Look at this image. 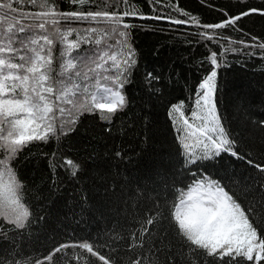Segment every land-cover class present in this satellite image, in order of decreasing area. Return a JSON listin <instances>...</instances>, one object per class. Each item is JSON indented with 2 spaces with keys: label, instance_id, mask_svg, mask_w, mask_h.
<instances>
[{
  "label": "snow or ice",
  "instance_id": "obj_1",
  "mask_svg": "<svg viewBox=\"0 0 264 264\" xmlns=\"http://www.w3.org/2000/svg\"><path fill=\"white\" fill-rule=\"evenodd\" d=\"M160 2L149 0L153 6ZM62 3H67L69 10H62ZM25 6L35 10H25ZM252 13L264 15V9L253 8L235 16L225 13V20L201 26L226 28ZM128 17L177 25L188 22L163 14L146 17L135 0H0V238L7 240L11 232L22 238L33 226L30 208L24 203L23 184L12 166L18 154L32 142L59 141L74 130L72 125L85 112L99 110L100 119L111 124L112 117L127 106L124 88L137 64L130 30L140 27L126 22ZM191 19L196 21V17ZM257 39L251 37L252 41ZM238 43L264 53V42ZM207 60L212 70L193 94L189 115L183 111L184 101L171 106L170 115L178 112L182 121L179 131L183 134L184 165L197 166L229 154L245 159L261 176L237 190L203 169L192 172V181L178 191V202L157 201L143 209L139 228H133L127 238L129 250L139 247L143 251L128 264H177L178 256L180 264H208L206 257L219 264H259L264 260V226L256 223L257 216L264 217V162L242 155L224 123L217 95V70L226 66L224 52L218 57L211 51ZM159 79L146 73L149 86ZM50 167L54 175L57 169H65L73 178L80 170L79 163L58 151L51 154ZM253 190L260 195H252ZM170 234L174 235L170 238ZM121 239L116 236L114 242ZM177 240L179 253L173 251ZM70 247L85 249L108 264L106 256L90 242L61 243L34 264L51 262L53 256ZM0 264L33 261L13 237L10 250L0 253Z\"/></svg>",
  "mask_w": 264,
  "mask_h": 264
},
{
  "label": "trees",
  "instance_id": "obj_2",
  "mask_svg": "<svg viewBox=\"0 0 264 264\" xmlns=\"http://www.w3.org/2000/svg\"><path fill=\"white\" fill-rule=\"evenodd\" d=\"M135 3L146 17L163 14L188 22L177 25L152 18H126V22L140 25L130 30L137 64L124 88L127 106L112 117L111 124L100 119L99 110L85 112L72 125L74 130L59 141L32 142L18 154L12 166L23 184L24 203L30 208L33 226L22 238L15 232L9 233L7 240L0 238V253H7L16 237L34 264L61 243L90 242L99 254L106 256L108 264H128L143 251L127 247L130 231L140 226L138 219L143 216V209L157 201L176 200L179 189L192 181V172L203 169L237 190L260 178L261 174L245 159L229 154L197 166H185L179 131L182 121L180 117L174 119L170 111L172 105L184 101L183 111L189 115L193 94L212 70L207 60L209 53L216 51L219 57L224 52L226 66L217 70V95L224 123L231 129L242 155L264 162V125L260 124L264 121V53L238 43L264 42V15L252 13L221 29L201 26L225 20V13L235 16L253 8L264 9V0H161L154 6L149 0ZM69 7L67 3L61 5L65 11ZM25 10L35 9L25 6ZM253 36L257 41L251 40ZM248 52L257 55L249 56ZM148 72L160 78L151 86L146 81ZM54 151L79 163L75 178L65 169L53 174L50 157ZM252 195L260 193L253 190ZM256 223L264 226V217L257 216ZM116 236L123 239L114 242ZM174 244L173 251L179 253L180 242ZM206 259L208 264H219L211 257ZM44 264L104 261L85 249L70 247L53 256L51 262L44 260ZM259 264H264V260Z\"/></svg>",
  "mask_w": 264,
  "mask_h": 264
},
{
  "label": "rangeland",
  "instance_id": "obj_3",
  "mask_svg": "<svg viewBox=\"0 0 264 264\" xmlns=\"http://www.w3.org/2000/svg\"><path fill=\"white\" fill-rule=\"evenodd\" d=\"M171 114H172V116L174 117V119H178V117H180V115H179L178 112H172ZM190 122H191V121H190ZM180 135L182 136V139H183V134H182V132H181ZM189 142H191V141H189Z\"/></svg>",
  "mask_w": 264,
  "mask_h": 264
}]
</instances>
